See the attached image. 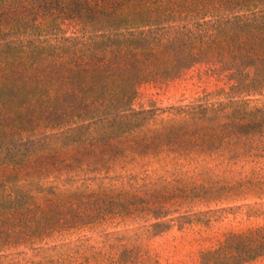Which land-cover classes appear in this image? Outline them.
<instances>
[{
    "label": "trees",
    "instance_id": "16d2710c",
    "mask_svg": "<svg viewBox=\"0 0 264 264\" xmlns=\"http://www.w3.org/2000/svg\"><path fill=\"white\" fill-rule=\"evenodd\" d=\"M197 64L227 89L165 108L134 104L141 84ZM254 96H264V0H0V250L107 197L119 215V192L65 188L85 169L260 148L264 104ZM260 256L264 226L229 232L200 262Z\"/></svg>",
    "mask_w": 264,
    "mask_h": 264
},
{
    "label": "rangeland",
    "instance_id": "374dc122",
    "mask_svg": "<svg viewBox=\"0 0 264 264\" xmlns=\"http://www.w3.org/2000/svg\"><path fill=\"white\" fill-rule=\"evenodd\" d=\"M227 87L197 64L173 80L141 84L134 104L165 108ZM251 99L264 104V96ZM71 181L65 188L119 192V215L115 198L98 200L76 222L2 248L0 264H201V252L229 232L264 226V145L239 156L117 158ZM245 264H264V256Z\"/></svg>",
    "mask_w": 264,
    "mask_h": 264
}]
</instances>
